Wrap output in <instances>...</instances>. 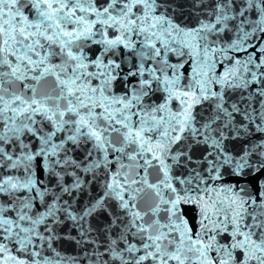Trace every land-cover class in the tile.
<instances>
[{
  "label": "snow or ice",
  "instance_id": "snow-or-ice-1",
  "mask_svg": "<svg viewBox=\"0 0 264 264\" xmlns=\"http://www.w3.org/2000/svg\"><path fill=\"white\" fill-rule=\"evenodd\" d=\"M0 264H264V0H0Z\"/></svg>",
  "mask_w": 264,
  "mask_h": 264
}]
</instances>
